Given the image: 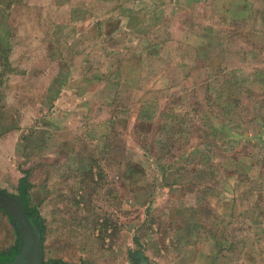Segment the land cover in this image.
I'll use <instances>...</instances> for the list:
<instances>
[{
    "label": "rangeland",
    "instance_id": "obj_1",
    "mask_svg": "<svg viewBox=\"0 0 264 264\" xmlns=\"http://www.w3.org/2000/svg\"><path fill=\"white\" fill-rule=\"evenodd\" d=\"M24 172L43 262L264 264V0H0V191Z\"/></svg>",
    "mask_w": 264,
    "mask_h": 264
},
{
    "label": "water",
    "instance_id": "obj_2",
    "mask_svg": "<svg viewBox=\"0 0 264 264\" xmlns=\"http://www.w3.org/2000/svg\"><path fill=\"white\" fill-rule=\"evenodd\" d=\"M0 207H2L8 215L12 216L14 223L20 232V248H23L22 254L29 253L28 264H52L51 262H43L40 257V241L37 231L29 223L20 201L8 194L0 191ZM19 259L16 258L10 264H18Z\"/></svg>",
    "mask_w": 264,
    "mask_h": 264
},
{
    "label": "trees",
    "instance_id": "obj_3",
    "mask_svg": "<svg viewBox=\"0 0 264 264\" xmlns=\"http://www.w3.org/2000/svg\"><path fill=\"white\" fill-rule=\"evenodd\" d=\"M26 173H23V176L20 177L17 181V192H18V200L21 203V206L23 208V211L28 219V221L31 223L32 227L37 231V236L39 238V241H42V234L44 232V226L40 220V217L38 216V214L36 213V210L34 208H31L30 206H28V195L26 193L27 189H28V182L26 179ZM0 211H2L7 217L8 219H10L12 226L15 230V243L13 246H11L10 248H8L7 250L4 251H0V264H2V262H7L9 260H11L12 256L15 255L17 252H19L20 250V232L19 229L17 227V225L14 223V219L12 218V216L7 215V213L5 212V210L0 207Z\"/></svg>",
    "mask_w": 264,
    "mask_h": 264
},
{
    "label": "flooded vegetation",
    "instance_id": "obj_4",
    "mask_svg": "<svg viewBox=\"0 0 264 264\" xmlns=\"http://www.w3.org/2000/svg\"><path fill=\"white\" fill-rule=\"evenodd\" d=\"M30 223V222H29ZM31 224V223H30ZM32 226V225H31ZM23 248H20L19 252H17L15 255L12 256L11 260L7 262H2V264H10L15 261L16 258L19 259L18 264H28V258H29V253L27 251L26 254H22ZM52 264H59L57 262H51ZM142 262L138 261L137 264H141Z\"/></svg>",
    "mask_w": 264,
    "mask_h": 264
}]
</instances>
